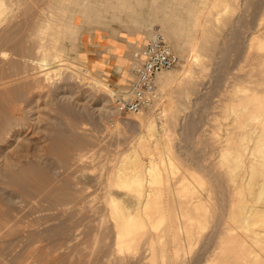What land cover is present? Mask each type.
Returning a JSON list of instances; mask_svg holds the SVG:
<instances>
[{"label":"rangeland","instance_id":"374dc122","mask_svg":"<svg viewBox=\"0 0 264 264\" xmlns=\"http://www.w3.org/2000/svg\"><path fill=\"white\" fill-rule=\"evenodd\" d=\"M23 1L24 0H7L5 5L6 10L9 11V13H17L18 9L20 10L21 7L23 8L27 4V2L24 3L25 1ZM75 1L72 3L73 6L75 5V8L70 5L73 10L68 6L70 9H67V13H65L68 14L70 11V14L78 15L79 17L81 16L83 18V23L75 20L72 22L73 24L71 23L70 25L79 27L82 24L81 26L83 27V32L80 34L82 38V46L78 47V50L80 49L81 52L79 50L77 52L78 54L75 53L69 56V62L72 63L69 64V68L63 69L65 71H63V76L59 77V75L51 74L48 76L50 78L45 79L47 76V69L45 70V66L43 67L40 63H38V60H40L42 57H47V55L35 50L36 47L30 40H28L26 43V37L19 33L25 29V26L18 25L16 30H21L15 31L17 32L15 33L16 35H14L15 38L13 41L11 40V43H14L15 40V45L17 44L16 46L27 49L24 51L25 57L22 58L15 55L16 61H14L15 63L12 64H15V72L19 73L15 74L16 77L20 76V79L16 81L14 85L12 84V87L15 86V89H17L15 90L16 94L18 93V95L15 94V97L17 96L19 100L22 98L21 101L24 99V101L21 102L22 110H19L17 113H15L17 114L16 119L19 118L16 120L19 124L16 126L17 130L14 131L10 137H6V134H4L3 139H0V264H109L107 257H103V253L108 247V242L110 239V243H112V236H107L106 233H103L99 235L98 239L95 241L94 237L92 236L94 230L106 232L109 229H106L105 225H101V222H99L101 221L99 217L91 216L90 214L88 215L87 213L90 212L87 210L93 206L96 209L99 207L97 209L99 211L104 208L103 185L107 169L109 166H116L121 158L122 153L128 150L130 147V142L134 140L137 141V138L141 133V129L139 130L138 123L132 118L136 113L119 114L113 101L114 96L107 93L105 91L106 89L103 88H105V84H108L114 87L116 91L129 83V81L133 78L139 63L137 55L140 46L148 39L156 36V34L163 35L170 43L172 48L178 53L180 58L179 62L175 66L165 69V71L171 69H180L183 61L185 62L186 57H188L187 55L191 54L189 56L191 57L193 54V51L190 50V48H185L184 50L180 49V51L176 50L165 32L160 30L162 25H167L166 22H168V19L172 17V11L170 10L167 13H164L161 8H155L156 2L154 0H128V5L126 7L123 6L125 0H111L112 6H114H109L107 9L106 4H109L110 0H91V4L94 6L91 8L89 7L87 9V13L85 14H83L80 9L82 3L78 0ZM256 1L259 3V0H247V5L245 4L246 2H243L238 8H230L229 10L223 9V16H229L232 18L229 19L225 24V21H218L220 19H217L218 23L215 21L216 23H213L214 25L212 24V31H209V36L210 40H214L216 46L208 43L209 47H202V49H200V53L202 52L203 54L201 53L199 58L195 60L196 63L193 58L194 56H192L193 69L191 72H189L190 74H183L184 77L181 78L182 88L178 89L174 88L177 86H173V88H171L173 90L172 97H166L167 99L165 98L164 103L161 104L163 107H167V105H169L168 116L175 120V125L171 133L166 137H163L161 143H159L157 147L152 144L153 147L151 146L149 151L151 150V154L158 162L162 159L168 160L172 158V161L175 162L173 166L174 169L172 173H167L166 177H168L169 181H172L173 183H176L181 177L185 180V182H190L188 183L189 187L195 184L196 186L190 187L193 190L192 191L190 189L189 191L191 196V191L194 195V191L199 189L196 191V194L199 193V191L201 192L199 194L202 197L204 196L202 201L205 198L207 201H204V205L207 209L209 208L208 210L206 209L207 211L203 209V213L209 212L207 215L208 217L205 216V213L202 214V212H200V216L202 218L204 217L206 220H204V218H200L202 220L192 223L195 228L201 229H199V232L196 234L191 246H189L185 252L182 250L184 253L181 252L182 256L180 254V261L182 260L181 264H201L202 259H204L206 256L205 252L208 256L211 254L209 252H213L214 249H216L215 247L218 244V237L220 235L219 231H222L220 227L222 228V225H224L225 221L228 222H226L225 226L232 224V222L235 223L230 217V212L232 211L230 209H237V207L231 204L232 198H230V184L232 182L230 180V176L232 174L230 171L235 166V162L234 160H226V158L223 157V154H221L225 150H221L222 146L221 148L219 147L223 142H226L225 139L229 137L226 134V130L229 131V129H226V127L231 128L233 131L232 128L235 126L236 121L234 120L235 112L233 110L229 111V109H226V101H229V96L236 92V89L234 88L237 84V87H243L241 86V83H248L247 81H243L241 77L242 73H245V69L247 68V64L244 63L241 54L249 43L248 36H250V33L253 31L250 29V27L252 28L254 21H257V19L254 20V18L257 17L256 15H259L257 13L261 9L257 8L258 3ZM263 1L264 0H262V2ZM250 3L253 5L255 4L256 7ZM77 6L79 7V10ZM258 6L260 7L261 4ZM108 10L110 11L109 13ZM181 13L188 19L183 24V26L194 28L193 13L187 12L185 10H181ZM98 14L100 17H98ZM106 15H109L108 17L110 19H108V17L105 18ZM133 15L134 18L136 20H140V23L145 27H148L145 24L147 20H151V24L154 25V27L152 26L151 29L147 30L146 28L143 30L137 29L136 32H134L135 30L133 29L132 33L143 35L141 36V39H139V41L135 44L132 43L128 35V33H131L128 30V27H132V22L130 19L133 18ZM121 16L124 21L122 20ZM117 18L119 19L117 20ZM48 19L49 18H47L45 21ZM102 20H104V22H102ZM108 20L110 23H108ZM234 23H236L235 26ZM212 35L213 37L211 38ZM237 35L240 36L239 39H237ZM98 37L100 39H98ZM221 39L222 42L220 43ZM182 40L183 44L187 45L188 40L186 37H184ZM237 40L240 47L237 43H235ZM26 44L27 47H25ZM210 45L212 46L211 49ZM30 49H33L34 52H32ZM215 49L218 51L216 52ZM212 50L215 52H213L215 56L212 54ZM219 50H223V52L221 51L220 53ZM34 53L37 54V60H34L36 58L32 57V55L34 56ZM41 53L43 56H41ZM30 54L32 60L30 59ZM76 54L78 55V58L76 57L77 59L75 61L74 57ZM212 55L214 56L213 58H211ZM236 55H239L238 58ZM38 56H40V58ZM234 59L237 61V63H234ZM225 60L227 63L224 62ZM206 61H208V63ZM0 62V67H5L6 63L2 61ZM2 63L3 66H1ZM203 63L208 65L205 66ZM219 63H221V66L215 65ZM37 64H39L38 67ZM71 64H73L72 66L77 65V68L72 67ZM231 64L238 65L233 66ZM9 65L10 64L7 63L6 67H9ZM243 65L245 66L244 69L242 67ZM200 67L202 68L199 69ZM203 67L205 70H203ZM223 67H226L225 70ZM72 68L73 70L77 71H72ZM233 68L239 71L235 72L236 70H232ZM78 69L81 71L83 70V72L80 73L81 71H78ZM223 72L227 73L223 74ZM93 73L95 78H97L100 83L98 81L93 82L90 80V76H92ZM225 74L228 77L224 76ZM237 74L240 76L237 77ZM259 75L260 77L262 76V74L258 73L257 76ZM221 76H224V78ZM42 79L43 85L40 82ZM238 79H240L239 82H237ZM226 80H228L227 83ZM36 81L40 83L41 87L39 84L38 86L37 84H34ZM32 83L35 85L34 87L32 86ZM44 83L47 84V86L44 85ZM233 83L236 85L233 88L230 86L232 89L228 87L229 84ZM238 92H236L237 96L234 94V99L238 97ZM0 94L2 93L0 92ZM159 94L160 92L158 93L157 91L158 96ZM0 100L2 101L0 103V105H2L1 108H4H0V113H2L3 117L7 115L9 110L8 108L5 109L6 106L3 99ZM161 106H154L150 110L151 112L154 111L153 113L156 114V112L162 110ZM148 111V109H145L143 110V113H148ZM151 112L149 111V113ZM22 119L24 123H22ZM227 124L229 125L227 126ZM211 129L216 132H213ZM231 133L230 140L233 138V140H231L233 143L236 142V139L238 142V135L236 136L235 132H233L235 133L234 135ZM219 135L220 137H227H225V139L221 137L220 139L218 138ZM219 139L221 141H219ZM230 140L229 142L231 143ZM233 153H236V150ZM150 155L145 153L143 154L144 158ZM227 161L229 164L233 163L228 165L229 167L227 166L228 169L233 166L231 170H228L226 167V164L228 163ZM6 163L9 164L7 165ZM13 163L15 164L13 165ZM160 164L162 165V163ZM225 168L227 169L228 173H230V176L228 173H225L227 172ZM196 169L199 171L201 170L200 172L198 171V173L201 175H199L201 178L196 179L194 178L193 174H190ZM9 170L11 173H9ZM43 175L46 181L43 179ZM256 175L260 176V173H257ZM256 175L255 177H257ZM262 175L263 174H261V176ZM192 176L196 180H194ZM261 176L256 179H263L264 175L263 177ZM201 179L202 182H200ZM253 179L254 178H252V181H254ZM161 183L163 185V181ZM258 183L260 182L258 181ZM262 183H264L263 180ZM260 184L257 185L259 186ZM248 185L249 188L245 185L246 191L244 190V195H242L241 198L244 203L247 201L246 203H249L248 205H250V201L253 200L254 197L256 198V196L253 194L260 196L261 190L258 191L259 187L257 185L256 187L254 186L258 191L257 193L255 189L251 188L250 184ZM83 187L87 188L84 189L85 191L83 193L81 192L82 194L76 191L78 188ZM262 187H264V184ZM212 194L213 196H210ZM246 194L250 196L251 199L247 197ZM252 195L254 197H251ZM237 196L238 194L236 193V195H234V199ZM259 196L256 198L257 201L260 199ZM263 196L264 194L260 196L262 198L260 201L264 199ZM76 197L78 199L77 201L80 203L79 206L83 207H80L81 210L83 209V214L87 215L83 216V214H80V217L78 216L75 219L76 222H74L69 211V213L65 212L62 216V213L59 212L60 209H56V207H61L57 206V203L60 200H68V198L75 200ZM196 197L194 195L193 199H191L197 200L198 197ZM79 199L82 200L79 201ZM256 199H254L252 202L253 204L251 203V206L254 205V202L257 204ZM260 201L258 202L260 203ZM262 203L257 204V206H262L261 208H264V201H262ZM66 208L67 210L69 209L68 207ZM50 214H57L58 217L56 219L54 218L47 220L46 216L49 217L51 216ZM251 218L250 219L252 221L253 219L256 220L255 216L254 218ZM257 218L260 217L257 216ZM182 219L186 220V217L183 215ZM250 219L249 221H251ZM74 224L77 225L76 228L74 227ZM261 228L263 229L262 226ZM253 242V248H256L257 246L259 247L255 241ZM260 248L261 247L257 248L256 252L260 255H262V252L264 255V250L261 249V251ZM94 249L100 251H93ZM247 262L249 264H257L261 263L262 261L257 260L256 255L253 253ZM128 264L134 263L131 261V263Z\"/></svg>","mask_w":264,"mask_h":264},{"label":"bare ground","instance_id":"6f19581e","mask_svg":"<svg viewBox=\"0 0 264 264\" xmlns=\"http://www.w3.org/2000/svg\"><path fill=\"white\" fill-rule=\"evenodd\" d=\"M24 1L23 2L24 3L27 2L28 5L24 4L25 6L23 8L21 7L20 10L18 9L17 13H15V12L9 13V11H7L6 7H5L7 0H0V61L5 62L6 64L7 63L10 64L9 67H6V64H5V67H0V92L2 93V94H0L2 96V98L0 96V99H3V101L5 102V106H6L5 109L8 108V110H9L8 113L10 112L9 115L7 113V115L3 116V117H2V113H0V139H3L4 134H6V137H10L13 134V132L17 130L16 126L19 123H17L16 120H18L19 118L16 119L17 114H15V113H17V111H19V110H22L21 102L24 101V99H23V101H21L22 98H20V100H19L17 98V96L15 97V94H16L15 90H17V89H15V86L12 87L15 84V82L20 79V76L16 77V75H15L18 73V72H15V66H14L15 64L12 65L13 63H15L14 61H16L15 55L23 58V57H25L24 51H25V49H27V48H22V47L16 46L17 44L15 45V40H14V43H11L13 41V39L15 38V36H14V35H16L15 33H17L15 31L21 30V29L16 30L18 25L25 26V29L23 28L24 30L22 32L20 31L19 33H21V35H24L26 37V40H25L26 43L28 42V40H30L36 47V49L35 48H33V49L44 53V55H47V57H42V58H40V56H38L40 58V60H38V63H40L43 67L45 66V68H44L45 70L47 69V71H46L47 76L45 75L46 76L45 79L50 78L48 76H50L51 74L52 75H59V77L63 76L62 75L63 71H64L63 69L69 68L70 67L69 64L72 63V62H69V60H70L69 56L77 53L80 50V49L78 50V47L82 46V38L80 35L81 32H83V27L81 26L82 24L81 25L79 24L80 25L79 27L70 26V25L75 20L80 21V23H83L82 22L83 18L81 16L79 17L78 15L70 14V11L68 13L69 15L66 14L67 9L68 10L70 8L72 9V7H70V5H72V3L75 0H68V1L67 0H27V1L24 0ZM78 1H80L82 3L80 9H81L83 14L87 13V9L89 7L91 8L94 6L91 4V0H78ZM119 1H121V0H119ZM123 1H122V3H123ZM154 1L156 2L155 8H158V9L161 8L164 11V13H167L170 10L172 11V14H171L172 17L171 18L169 17L170 19L167 18L169 23L166 22L167 25L166 24H164L165 26L162 25L160 30L165 32V34L168 36L169 40L173 43L176 50L180 51V49L184 50L185 48H188V49L190 48V50L193 51L192 56H194L193 58L195 61L201 55L202 52L200 53V49H202V47L203 48L209 47L208 43L216 46L214 40H212V39L210 40V36H209V34H210L209 31H212V24L213 23L215 24L217 22V19H220L218 21H221V20H222V22L225 21L224 22V24H225L226 22H228L229 19L232 18V17L230 18L229 16H227V17L223 16L224 15L223 9L229 10L230 8L231 9L232 8H238L243 2H246L247 0L246 1L245 0H154ZM260 2H262V0L261 1L259 0V3L257 2L258 5L261 4L260 7L257 5V8H259V9L261 8L259 10L260 12L258 11V13H257L259 15H256L257 17L254 18V20L257 19V21L256 22L254 21V24L252 23L253 26L251 25L252 28L250 27V29H252L253 31L250 33V36H248L249 41L246 40L249 43H248L247 47L245 46L246 47L245 49L243 48L244 50L242 49L243 51L241 54L242 59L244 60V63L247 64V65L245 64L247 66V68L245 69L246 71H245V73H242L241 77H242L243 81H247L248 83L247 82H246L247 84L241 83V86H243V87H237L238 84L236 85L234 83L229 84V86L227 85L228 87L231 86L232 88L236 85L234 89H236V92L241 91L242 94H241V92H238V97H236L235 99H234V94L236 95V92L232 93L233 95L229 94L230 99H229V101H226L227 102V106H226L227 108L226 109H229V111L233 110L235 112V115H234L235 116L234 120H236L235 126L232 128L233 131L231 130V128L226 127V129H229V131L225 129L227 132L226 134L229 137L224 135L225 137H227V139H225V137L221 136L222 138H224L226 140V142H223L222 145H220V147L218 146L220 143L217 145L219 148H221V146H222L221 150H223V149L225 150V151L223 150L224 152L221 151V152H223L221 154H223V157H225L226 160H228V161L234 160V162H235V166L234 167L232 166L233 168L230 167L229 169H228V167H229L228 165L233 164V163L229 164V162L227 161L228 163L226 164V167L228 166L227 167L228 170H231V168H232V170L230 171L232 173L231 176L229 175L230 173H228L226 168L225 169L227 172H225L223 169V171L225 173H228V175L231 178L230 180L232 181L230 184V187H231L230 188L231 189L230 190L231 191L230 192L231 193L230 198H232L231 204H233L235 207H237V209L236 208L230 209V210H232L230 212V215H231L230 217L235 222V223L232 222V224H235V225L228 224L227 226H225L226 222H227V221H225L224 225H222V228L220 227V229H222V231H219L220 235L218 234L219 237H218V244L215 247L216 249H214V251L211 250L213 252H209L211 254L208 256H207V253L205 252L206 256L205 257L203 256L204 259H202L201 264H249L247 261L250 259L251 255L253 253L256 255L257 260L262 261L261 263H257V264H264V255L261 252L262 250H264V208H261L262 206H260V205H259L260 207L257 206V204H260V203H262V201H264V199L260 201V199H262L260 196L264 194V187H262V185L264 184V183H262V180L264 182V178L263 179H261V178L256 179V178L260 177L261 174L264 175V1L262 3H260ZM145 3H147V2H145ZM113 4H114V2H113ZM143 4H144V2H143ZM245 4L247 5V2ZM127 5H128V0H125L123 6L126 7ZM251 5H253V4H251ZM68 6L70 8H68ZM109 6L110 7L114 6V5L112 6L111 0L109 1V4L108 3L106 4V9ZM148 6H149V4H148ZM255 7H256V5H255ZM73 8H75V5L73 6ZM77 8L79 10L78 6H77ZM92 10H95V9H92ZM181 10H185L187 12L193 13V16H194L193 27L194 28L183 26V24L188 19L182 15ZM248 10H249V8H248ZM255 11H257V10H255ZM73 12H75V11H73ZM109 12L110 11L108 10V13ZM117 13H118V11H117ZM117 13H115V14H117ZM83 14H82V16H83ZM92 14H93V12H92ZM108 16L109 15H106L105 18ZM254 16H255V14H254ZM98 17H100V15ZM115 17H116V15H115ZM132 17H133L132 19L129 18L130 21L132 22L131 23L132 27L131 26L128 27V30L131 32V33H128V35H129L132 43L135 44L136 42L139 41V39H141V36H143V35H137L135 33H132L133 29L135 30L134 32H136L137 29L143 30L144 28H146V30H147V29H151L152 26L154 27V25L151 24V20H147L145 24L148 27H145L143 24L140 23L141 22L140 20H136L134 18V15ZM150 17H151V15H150ZM244 17H246V16H244ZM47 18H49V19L47 21H45ZM89 18H90V16H89ZM119 18H120V16H119ZM119 18H117V20ZM121 18H122V16H121ZM164 18H166V17H164ZM101 19H102V15H101ZM108 19H110V18L108 17ZM124 19H126V18H124ZM122 20H123V18H122ZM164 21H165V19H164ZM102 22H104V20H102ZM102 22H100V23H102ZM113 22H115V21H113ZM235 22H236V20H235ZM97 23H98V21H97ZM108 23H110L109 20H108ZM235 24L236 23H234V26H235ZM85 26H87V25H85ZM89 30H90V28H89ZM88 33H90V32H88ZM238 35L236 36V37H238L237 39H239V37H240ZM184 37H186V39L188 40L187 45L183 44L182 39H184ZM208 37H209V39H208ZM212 37H213V35L211 36V38ZM98 39H100V38L98 37ZM241 39H242V37H241ZM22 40H23V38H22ZM128 41L131 42L130 40H128ZM221 42H222V39H221L220 43ZM223 43H224V41H223ZM235 43L238 44L239 43L238 40L235 41ZM24 44H25V42H24ZM233 44H234V42H233ZM227 45H225V46H227ZM225 46H224V48H225ZM238 46H239V44H238ZM25 47H27V44L25 45ZM211 48H212V46L210 47V49ZM213 48H215V47H213ZM230 48H231V46H230ZM230 48H229V50L231 51ZM33 49H30V50H32V52H34ZM215 51H216V49H215ZM221 51L223 52V50H221ZM221 51H220V53H221ZM232 51H234V50H232ZM80 52H81V50H80ZM213 52L214 51L212 50V54L215 53V52L214 53ZM209 53H211V52H209ZM77 54L74 57L75 61L78 58ZM136 54H137V52H136ZM190 55L189 54L187 55L188 57H186L185 62L183 61L180 69H178V70L171 69V70H167V71L163 70L157 74V79H158V80L156 79V83H158L157 91H158V93L160 92V94H159V96L157 95L153 105L148 108V110L150 112H151L150 109H152V107H154V106L160 107L161 104L164 103L166 97H172L173 90L171 88H173V86H177L174 88H178V89L182 88L181 78L184 77L183 74L184 75L188 74L193 69L192 68V65H193L192 56L189 57ZM216 55H217V53H216ZM224 55H226V54H224ZM227 55H229V54H227ZM29 56L31 57V54ZM41 56H43V54ZM214 56H215V54H214ZM214 56L212 55L211 58H213ZM236 56L238 58L239 55H236ZM32 57L36 58L37 54L34 53V56L32 55ZM32 57L30 58L31 60H32ZM225 57H227V56H225ZM221 58H222V56H221ZM237 58H235V59H237ZM26 59H27V56H26ZM72 59H73V57H72ZM34 60H37V58ZM67 60H68V62H67ZM199 61H200V59H199ZM32 62H34V61H32ZM202 62H204V61H202ZM206 62L208 63V61H206ZM224 62L227 63L226 60ZM195 63H196V61H195ZM234 63H237V61L235 60ZM38 65L39 64H37V67H38ZM72 65L73 64H71V66ZM207 65L208 64H206L205 66H207ZM215 65L221 66V63L215 64ZM231 65L235 66L238 64H231ZM1 66H3V63ZM76 66H72V67H76ZM200 66H203V65H200ZM39 67H41V66H39ZM242 67L244 69L245 66L243 65ZM131 68H132V66H131ZM201 68L202 67H200L199 69H201ZM225 68H224V70H225ZM235 68H233L232 70H234ZM79 69H78V71H81ZM207 69H209V68H207ZM45 70H44V72H45ZM71 70L75 71V70H73V68ZM203 70H205L204 67H203ZM238 71L236 70L235 72H238ZM41 72H43V71H41ZM82 72H83V70L80 73H82ZM198 72H200V71H198ZM224 73H227V72H223V74ZM258 73L262 74V76L261 77H260V75L257 76ZM71 76H72V74H71ZM76 76H74V77H76ZM224 76H227V75L225 74ZM224 76H221V77L224 78ZM239 76L237 74V77H239ZM90 78H91L90 80L93 82L94 81L99 82V80H97V78H95L94 73L92 76H90ZM79 79H81V78H79ZM126 79H129V78H126ZM240 79H238L237 82H239ZM87 80H88V78H87ZM227 81L228 80H226V83H227ZM40 82L42 84L43 79ZM29 83H31V82H29ZM34 84H37V86H38V84L40 85V83L38 81H36ZM34 84L32 85L33 87L35 86ZM91 84H93V83H91ZM96 84H98V83H96ZM44 85L47 86V84H45V83H44ZM21 87H24V86H21ZM25 87H27V86H25ZM40 87H41V85H40ZM104 87L105 88H103V89H106L105 91L107 93H109L112 96H115L117 90L115 91L114 87H112L111 85H108V84H105ZM101 88H102V86H101ZM231 89H229V90H231ZM224 90H225V88H224ZM184 93H185V91H184ZM227 93H226V95H227ZM23 94H24V92H23ZM16 95H18V93ZM210 97H211V95H210ZM227 97H226V99L228 100ZM222 100H224V99H222ZM1 102L2 101L0 100V103ZM1 106L2 105H0V108H1ZM161 107H162V110H160V111L158 110L159 112H156V114L153 113L154 111L151 113H149V111H148V113L144 112L145 114L143 113V111H140V112H137L136 114L133 115L132 118L138 123L139 130L141 129L140 130L141 133H140L139 137L137 138V141L131 140L132 142H130L131 143L130 147L128 148V150H126L125 152L122 153L121 158L118 161V163L116 164V166H109V168L107 169V172H106V175L104 178V185H103V187H104V192H103L104 208L102 207L103 209L99 211V210H97L99 207L96 209L93 206L87 210L88 212H90V213H87L88 215L90 214L91 216L99 217L101 220V221H99V222H101V225H105L106 227L105 226L104 227L106 229H109L106 232L105 231L100 232V231L94 230L93 234L92 233L91 234L94 237L95 241L98 239L99 235H101L103 233H106L107 236H112V243H110L111 239H110V241L108 240L109 245L103 253V257L104 256L107 257L109 264H128V263H131V261H133L134 264L135 263L136 264H181V261H182V260L180 261L181 252L184 253L185 250H187L188 247L191 246L193 240L195 239L196 234L199 232V229H201L199 227H198L199 229L195 228V226L192 225V223H195V222L202 220L204 218V217L202 218L200 216L201 215L200 212H202V214L205 213V216H207L209 213V212L203 213L204 210L207 211L209 208L207 209L206 206L204 205L205 204L204 201H207V200H205V198H204V200L202 201V198L204 196L202 197L199 194L201 192L199 191V193L196 194V191L199 189L194 191L195 197L196 196L198 197V198L196 197L197 200H192L194 195L192 192L193 190L190 187L196 186L195 184H193V186L189 187L188 183H190V182H188V183L185 182V180L181 177L177 181L178 183L176 182L177 183L176 184V183H173L172 181H169L168 177H166V174L172 173L173 169H174L173 166H174L175 162L172 161V158L168 159V160H163V159L161 160L160 159L161 161L158 162L156 160V158L153 157V155L151 154V152H150L151 150L149 151V148H151L152 144H154V146L157 147L158 144L161 143L163 137H166L167 135H169L171 133V131L175 125V120L172 117L168 116L169 105H167V107L166 106L165 107L161 106ZM1 109H4V108L2 107ZM211 113H213V112H211ZM229 113H231V112H229ZM5 114H6V112H5ZM228 116H230V115H228ZM231 122H233V121H231ZM22 123H24L23 119H22ZM228 125L229 124H227V126ZM230 131L232 133L233 132L236 133V134L233 133V135L234 134L236 136L238 135V137H237V138H239L238 142H237V139H236V142H234V143L231 141V140H233V138L230 140V138H231V135H230L231 132ZM213 132H216V131H213ZM223 132H225V131H223ZM221 137L219 135L218 138L221 139ZM220 139H219V141H221ZM229 140L231 141V143L229 142ZM6 141H4V142H6ZM235 143H237V144H235ZM15 150H16V148H15ZM235 150H236V153H233V152H235ZM48 152H49V150H48ZM144 153L147 155H150V154L151 155L144 158V156H143ZM160 163H162V165ZM6 164L8 165L9 163H6ZM10 164H11V162H10ZM14 164L15 163H13V165ZM163 164H164V166H163ZM4 166H3V168H4ZM6 168H8V167H6ZM9 168H10V166H9ZM195 168H190V169H195ZM193 171L194 172H192L190 174H193L194 178H196V179L201 178L200 177L201 175L198 173L199 170L196 169ZM9 173H11V171ZM257 173H260V176H257L256 175ZM14 175H12V176H14ZM255 175L257 177H255ZM263 175L261 177H263ZM15 177H17V176H15ZM43 177H44V175H43ZM192 178H193V176H192ZM252 178H254L253 179L254 181H252ZM43 179L45 180V177ZM90 179H89V182H90ZM196 179H194V180H196ZM255 179L257 181V184L262 183V184H260L261 186L260 185L258 186L256 184ZM166 180H167V182H166ZM162 181H163V185L161 183ZM258 181L260 183H258ZM35 182H36V180H35ZM200 182H202V179ZM191 183H194V182H191ZM159 184H161V185H159ZM248 184H250L252 189H255V187L257 185L259 187L258 191L261 190L260 196L257 194L256 195L253 194V191H252V194L254 196H256V198L259 196L260 199L258 198L259 199L258 201H260V203L257 201V199L253 195L251 197H254V198L250 202L252 203L254 201V199H256L257 204L254 202V205L251 206V203H250V205H248L249 203L247 204L246 203L247 201L245 203H244V201H242L241 197H242V195H244V192L246 191L245 185L248 186V188H249ZM86 188H84V187L78 188V190H76V191L83 193L85 191L84 189H86ZM190 189L192 190L191 191L192 196L189 192ZM195 189H196V187H195ZM255 191H257V189H255ZM258 191H257V193H258ZM207 192H206V194H207ZM236 193L238 194V196L234 199V195H236ZM247 194L250 195L249 193H247ZM202 195H204V194H202ZM248 195H247V197L250 198V196H248ZM210 196H213V194ZM243 198H244V196H243ZM77 200H78L77 197L75 198V200L69 199V198H68V200H65V199L62 201L60 200L57 203L58 204L57 206H61V207L60 208L56 207V209H60L59 212L62 213V216L65 212L69 211L71 214L70 216L72 217L74 222H76L75 219L80 214L82 215L84 213V212H82L83 209L81 210V208H80L82 206H79L80 203ZM80 200H82V199H79V201ZM249 200H248V202H249ZM66 207H68L69 209L67 210ZM50 209H52V208H50ZM57 214H58V212H57ZM57 214H53V215L50 214L51 216H49V217L46 216L47 220L48 219H54V218L56 219L58 217ZM87 214H85V215H87ZM85 215L83 214V216H85ZM183 215L186 217V220L182 219ZM254 216L256 217V220L253 219V221H252L251 217L254 218ZM257 216H259L260 218H257ZM200 218H202V219H200ZM249 219L251 221H249ZM45 220H46V218H45ZM95 220H96V218H95ZM204 220H206V219L204 218ZM43 223H44V221H43ZM205 224H206V222H205ZM96 226H98V225H96ZM261 226L263 227V229L261 228ZM74 227L76 228L77 225L74 224ZM105 239H106V237H105ZM253 241H255L257 243V245H259V247H261L260 250L261 249L262 250L259 252H261L262 255H260L256 252L257 248H259L258 246L256 248L252 247L254 245ZM89 243H90V241H89ZM106 245H107V243H106ZM202 250H204V249H202ZM93 251H98V250L94 249ZM181 256H182V254H181ZM184 260H185V258H184Z\"/></svg>","mask_w":264,"mask_h":264},{"label":"built area","instance_id":"2783aa9c","mask_svg":"<svg viewBox=\"0 0 264 264\" xmlns=\"http://www.w3.org/2000/svg\"><path fill=\"white\" fill-rule=\"evenodd\" d=\"M133 78L117 90L113 101L120 114L137 113L151 107L157 97V74L175 66L180 58L166 38L157 34L144 42L138 52Z\"/></svg>","mask_w":264,"mask_h":264}]
</instances>
